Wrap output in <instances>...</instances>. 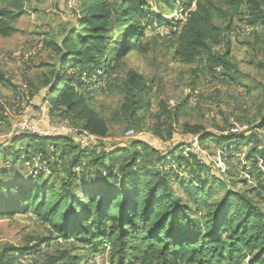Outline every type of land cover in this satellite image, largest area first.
Returning a JSON list of instances; mask_svg holds the SVG:
<instances>
[{
  "label": "trees",
  "instance_id": "obj_1",
  "mask_svg": "<svg viewBox=\"0 0 264 264\" xmlns=\"http://www.w3.org/2000/svg\"><path fill=\"white\" fill-rule=\"evenodd\" d=\"M30 1L0 0L1 37L16 32L12 25L26 15ZM75 1L80 4L77 20L59 42L47 43L57 59L51 71L34 83L30 102L34 111L48 104L51 113L58 112L57 118L71 122L74 130L51 134L24 130L1 141L0 170L10 174L11 180L0 183V216L32 212L59 238L76 243L83 252L64 251L53 264L89 263L105 249L116 264L128 260L136 264H264V144L259 134L234 130L214 134L200 125L183 126L185 134L200 145L212 143L224 164L242 157V146L247 145L244 171L255 186L237 191L212 174L197 152L176 154L191 143L168 153L143 140L109 144L105 141L108 122L91 104L93 87L127 54L139 49L145 31L154 26L169 30L179 62L191 65L205 56L221 68L224 77L243 86L229 55L214 52L233 27L222 29L214 17L238 15L249 26L264 25L261 0H221L223 8L214 0H163V10L185 16L183 21L160 16L149 9L147 0ZM0 84L15 89L4 74ZM125 94L119 117L132 122L135 129L151 116L157 119L154 135L173 139L184 106L171 110L161 102L158 112H151V88L134 70L128 73ZM260 113L256 130H264V95ZM163 127L169 137L162 136ZM19 168L27 170V175L16 180ZM47 173L61 175L60 188L48 183ZM217 191L223 197L213 200ZM44 243L6 248L0 253V264L38 257Z\"/></svg>",
  "mask_w": 264,
  "mask_h": 264
},
{
  "label": "rangeland",
  "instance_id": "obj_2",
  "mask_svg": "<svg viewBox=\"0 0 264 264\" xmlns=\"http://www.w3.org/2000/svg\"><path fill=\"white\" fill-rule=\"evenodd\" d=\"M198 1L202 0H194L195 3ZM214 1L223 8L221 0ZM147 2L149 9H154L160 16L181 21L185 19L181 14H168L163 10V0ZM261 2L264 9V0ZM79 6L75 0H31L26 5V15L12 25L16 32L7 38L0 36V74L7 76L15 87L12 89L0 84V143L16 134L25 133L24 130L40 134L73 132L72 123L60 121L58 112L51 113L48 104H41L34 111L30 102L33 101L31 91H34V83L38 84L42 74L51 71L57 59L47 43L51 40L59 42L64 37L77 20L75 15L79 13ZM214 20L222 29L229 24L233 27L232 35L231 31H226L223 43L214 52L222 57L229 55L228 59L236 64L243 86L235 85L224 77L223 72L220 73L221 68H215L205 56L191 65L179 62L171 46L169 30L154 26L155 29L145 31V37L140 41L141 47L127 54L118 67L104 78L105 88L99 89L98 85L93 87L91 104L108 122L109 132L105 141L109 144H131L134 140H143L162 153H168L177 151L182 144L191 143L190 148L176 154L186 156L188 151L197 152L212 174L223 178L232 189L246 191L255 186L254 180L244 171L243 154L248 152L247 145L242 146V157L224 164L222 153L216 151L212 143L200 145L195 137L185 134L183 130L184 124H189L200 125L207 133L214 134H227L233 130L256 132L264 144V130H256L261 119L264 95V25L249 26L246 18L238 15L228 18L215 16ZM131 70L141 74L151 88V112L157 113L161 102L171 110L184 106L178 124L174 125L173 139L161 140L154 135L157 119L151 116H147L135 129H132V122L119 117L126 103L125 84ZM131 129L136 133L131 134ZM162 132L163 137H169L166 127ZM39 163L38 160L34 161L35 166ZM3 171L0 170V183L11 180L10 174ZM16 171V180L27 175L25 169ZM45 179L60 188L62 177L59 173H47ZM222 197L223 192L217 191L212 199L220 200ZM41 240L45 241L41 255L21 258L20 264H53L64 251H70L73 255L83 254L76 243L59 238L32 212L0 216V253L10 247L22 249L36 246ZM19 263L17 261L16 264ZM85 264L116 262L111 260L108 249H105ZM126 264L136 263L128 260Z\"/></svg>",
  "mask_w": 264,
  "mask_h": 264
},
{
  "label": "built area",
  "instance_id": "obj_3",
  "mask_svg": "<svg viewBox=\"0 0 264 264\" xmlns=\"http://www.w3.org/2000/svg\"><path fill=\"white\" fill-rule=\"evenodd\" d=\"M246 27H247V26H246ZM102 88H105V80H104V78L101 79V85H100L99 89H102ZM27 129H31V128L28 127ZM133 133H134V132L131 131V134H133ZM194 142H195V138H194ZM195 150H196V145H195Z\"/></svg>",
  "mask_w": 264,
  "mask_h": 264
},
{
  "label": "bare ground",
  "instance_id": "obj_4",
  "mask_svg": "<svg viewBox=\"0 0 264 264\" xmlns=\"http://www.w3.org/2000/svg\"><path fill=\"white\" fill-rule=\"evenodd\" d=\"M95 81V80H94ZM96 83V82H95ZM97 85V84H96ZM101 85V83H98V86H100ZM193 148H194V146H193Z\"/></svg>",
  "mask_w": 264,
  "mask_h": 264
},
{
  "label": "crops",
  "instance_id": "obj_5",
  "mask_svg": "<svg viewBox=\"0 0 264 264\" xmlns=\"http://www.w3.org/2000/svg\"><path fill=\"white\" fill-rule=\"evenodd\" d=\"M6 78H7V76H6ZM8 79V78H7Z\"/></svg>",
  "mask_w": 264,
  "mask_h": 264
}]
</instances>
